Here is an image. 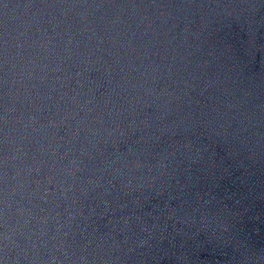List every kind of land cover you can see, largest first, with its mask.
Wrapping results in <instances>:
<instances>
[{
  "label": "water",
  "instance_id": "water-1",
  "mask_svg": "<svg viewBox=\"0 0 264 264\" xmlns=\"http://www.w3.org/2000/svg\"><path fill=\"white\" fill-rule=\"evenodd\" d=\"M0 264H264V0H0Z\"/></svg>",
  "mask_w": 264,
  "mask_h": 264
}]
</instances>
